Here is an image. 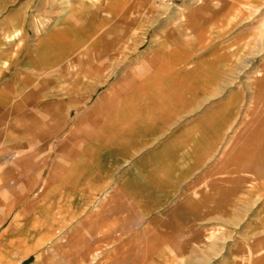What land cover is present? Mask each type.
Masks as SVG:
<instances>
[{
	"label": "crops",
	"instance_id": "1",
	"mask_svg": "<svg viewBox=\"0 0 264 264\" xmlns=\"http://www.w3.org/2000/svg\"><path fill=\"white\" fill-rule=\"evenodd\" d=\"M224 1L0 7V264H264V118L152 123L147 104L200 64Z\"/></svg>",
	"mask_w": 264,
	"mask_h": 264
},
{
	"label": "rangeland",
	"instance_id": "2",
	"mask_svg": "<svg viewBox=\"0 0 264 264\" xmlns=\"http://www.w3.org/2000/svg\"><path fill=\"white\" fill-rule=\"evenodd\" d=\"M190 1L200 5L202 0ZM20 4L21 0H0V7ZM228 6L237 8V13L234 11L224 17H216V22L208 27L205 47L200 45L193 49V55L199 57L200 64L184 63L181 80H168L167 87L149 97L150 117L153 120L158 118L152 123H201L203 120L202 123H206L208 115L218 122L230 106L232 117L227 123H256L264 118V79H258L264 75V0H225L223 8ZM225 9L223 12L229 13ZM155 28L153 26L152 29ZM244 35L248 44L258 48L239 46L245 39ZM226 51H236L237 54L231 62L223 64L220 60ZM214 60L219 62L214 63ZM203 69L216 71L214 73L220 78L215 80L212 89L198 91L192 96L189 92L194 82L191 76ZM208 84L211 88V83Z\"/></svg>",
	"mask_w": 264,
	"mask_h": 264
},
{
	"label": "built area",
	"instance_id": "3",
	"mask_svg": "<svg viewBox=\"0 0 264 264\" xmlns=\"http://www.w3.org/2000/svg\"><path fill=\"white\" fill-rule=\"evenodd\" d=\"M155 3L160 5H166L169 7H175L182 0H153Z\"/></svg>",
	"mask_w": 264,
	"mask_h": 264
}]
</instances>
